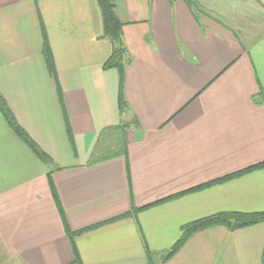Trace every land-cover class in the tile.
Instances as JSON below:
<instances>
[{"label":"crops","instance_id":"obj_1","mask_svg":"<svg viewBox=\"0 0 264 264\" xmlns=\"http://www.w3.org/2000/svg\"><path fill=\"white\" fill-rule=\"evenodd\" d=\"M114 1L124 112L97 0H0V94L51 159L0 109V264H264V221L160 261L190 221L264 210V167L215 181L264 161V0Z\"/></svg>","mask_w":264,"mask_h":264},{"label":"trees","instance_id":"obj_2","mask_svg":"<svg viewBox=\"0 0 264 264\" xmlns=\"http://www.w3.org/2000/svg\"><path fill=\"white\" fill-rule=\"evenodd\" d=\"M188 3L194 5L193 0H187ZM100 10L103 17V36L110 39L112 43V52L109 58L104 63L105 68H116L119 73V108L120 112H124L128 108V101L125 98L124 92V82H125V70L128 65L133 61V56L130 53L123 34V22L119 18L116 10V4L114 0H97ZM45 34V33H44ZM46 35V34H45ZM44 52L48 65L52 71H54L53 57L51 49L48 43L47 37L44 39ZM0 109L7 119L8 123L11 125L16 134L29 146L33 151L44 161H50L49 155L40 148V146L30 137L24 128L17 122L15 116L11 112L9 106L7 105L4 97L0 94ZM98 160V158H92L91 162ZM254 167H264V161L248 167L242 171L227 175L216 179L215 181H220L238 175L248 169ZM56 196V194H55ZM155 203V202H154ZM157 203V202H156ZM151 204H148L142 208L149 207ZM135 210V209H134ZM127 214V213H126ZM124 214V215H126ZM264 221V210L261 211H252V212H243V211H221L208 216H204L193 221H190L184 224L181 228L180 237L176 242L171 246L169 251L163 254L160 258V261H166L171 258L185 243L186 241L193 236L195 233L205 230L207 228L224 225L230 230H235L238 228L246 227L253 225L259 222ZM77 232L72 233L71 240L72 246L76 254V260H79L78 250L73 236ZM148 261L149 264H160L158 258L153 255L151 251L148 250ZM263 261H264V252H263Z\"/></svg>","mask_w":264,"mask_h":264},{"label":"rangeland","instance_id":"obj_3","mask_svg":"<svg viewBox=\"0 0 264 264\" xmlns=\"http://www.w3.org/2000/svg\"><path fill=\"white\" fill-rule=\"evenodd\" d=\"M103 139H106V137H105V138H103Z\"/></svg>","mask_w":264,"mask_h":264}]
</instances>
